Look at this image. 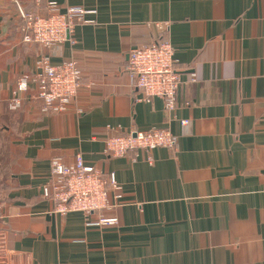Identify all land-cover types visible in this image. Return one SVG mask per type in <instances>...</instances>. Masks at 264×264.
<instances>
[{
	"label": "crops",
	"instance_id": "0c3cea01",
	"mask_svg": "<svg viewBox=\"0 0 264 264\" xmlns=\"http://www.w3.org/2000/svg\"><path fill=\"white\" fill-rule=\"evenodd\" d=\"M38 1L0 0V264H264V0ZM48 1L95 11L73 44L21 41L15 9ZM161 40L183 81L172 111L140 101L127 72L129 50ZM42 55L76 62L72 104L41 113L31 83L9 110ZM152 129L175 148L151 163L145 151L107 154L109 137ZM76 154L114 175L108 209L60 214L43 197L50 160ZM104 217L117 224L90 225Z\"/></svg>",
	"mask_w": 264,
	"mask_h": 264
},
{
	"label": "built area",
	"instance_id": "2783aa9c",
	"mask_svg": "<svg viewBox=\"0 0 264 264\" xmlns=\"http://www.w3.org/2000/svg\"><path fill=\"white\" fill-rule=\"evenodd\" d=\"M36 5L40 6L38 0ZM20 11L19 31L24 44L38 45L50 49L65 42L74 43L72 34L75 26L88 22L87 16L94 15V10L68 6L61 11L54 1H48L42 8L32 12ZM159 32L165 29L155 25ZM174 51L168 41H155L148 45L129 50L127 72L132 80V88L140 94V101L151 103L153 98H161L167 111L175 108V95L183 81L176 73L173 60ZM39 74L30 77L21 76L16 83L13 98L8 103L11 111H17L21 105L18 93L26 92L28 85L37 87L35 99L39 100L40 112L43 114L65 113L82 87L81 71L73 60L53 65L48 55H42L37 62ZM191 82H195L191 78ZM182 121L181 125H186ZM176 145L168 131L152 129L134 131L124 136L109 137L105 141L106 152L112 157H124L128 152L145 151L151 163V152L157 148L172 151ZM51 179L43 188L44 198H50L56 204L60 214L83 212L89 215L95 211L108 209L109 190H117L112 173L102 172L93 166L84 164L80 154L67 164L62 158L50 160ZM119 196H115L118 199ZM117 224L114 217L99 218L90 225L113 226Z\"/></svg>",
	"mask_w": 264,
	"mask_h": 264
},
{
	"label": "water",
	"instance_id": "95a60500",
	"mask_svg": "<svg viewBox=\"0 0 264 264\" xmlns=\"http://www.w3.org/2000/svg\"><path fill=\"white\" fill-rule=\"evenodd\" d=\"M15 10H16V12H17V14H18V18H19V20H21V16H20V11H19V9L16 8Z\"/></svg>",
	"mask_w": 264,
	"mask_h": 264
}]
</instances>
